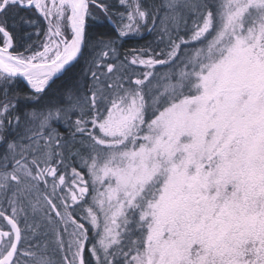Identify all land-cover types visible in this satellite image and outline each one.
Returning <instances> with one entry per match:
<instances>
[{
  "label": "snow or ice",
  "instance_id": "snow-or-ice-1",
  "mask_svg": "<svg viewBox=\"0 0 264 264\" xmlns=\"http://www.w3.org/2000/svg\"><path fill=\"white\" fill-rule=\"evenodd\" d=\"M0 264H264V0H0Z\"/></svg>",
  "mask_w": 264,
  "mask_h": 264
},
{
  "label": "trees",
  "instance_id": "trees-1",
  "mask_svg": "<svg viewBox=\"0 0 264 264\" xmlns=\"http://www.w3.org/2000/svg\"><path fill=\"white\" fill-rule=\"evenodd\" d=\"M110 2L115 4L116 0H110ZM105 24H106V22H105ZM102 30H104V29H102V28L95 29V31H102ZM33 39H35V37H33ZM150 39H151V36H149V34H144L143 35V39H140L139 37H137L136 39H126V40H124L123 41V45L124 46L119 49V55L121 56V58H123L125 56L127 50H129L131 48H134V47H138V46H140L142 44H145ZM20 83H21V86L23 84H25L22 80H20Z\"/></svg>",
  "mask_w": 264,
  "mask_h": 264
},
{
  "label": "bare ground",
  "instance_id": "bare-ground-1",
  "mask_svg": "<svg viewBox=\"0 0 264 264\" xmlns=\"http://www.w3.org/2000/svg\"><path fill=\"white\" fill-rule=\"evenodd\" d=\"M18 79H20V78H18ZM20 80H22V79H20ZM24 82V81H23ZM24 83H26V82H24Z\"/></svg>",
  "mask_w": 264,
  "mask_h": 264
},
{
  "label": "water",
  "instance_id": "water-1",
  "mask_svg": "<svg viewBox=\"0 0 264 264\" xmlns=\"http://www.w3.org/2000/svg\"><path fill=\"white\" fill-rule=\"evenodd\" d=\"M20 79H22V78H20ZM23 81V80H22Z\"/></svg>",
  "mask_w": 264,
  "mask_h": 264
},
{
  "label": "rangeland",
  "instance_id": "rangeland-1",
  "mask_svg": "<svg viewBox=\"0 0 264 264\" xmlns=\"http://www.w3.org/2000/svg\"><path fill=\"white\" fill-rule=\"evenodd\" d=\"M150 36V35H149Z\"/></svg>",
  "mask_w": 264,
  "mask_h": 264
}]
</instances>
